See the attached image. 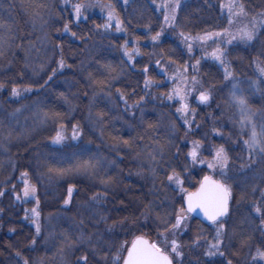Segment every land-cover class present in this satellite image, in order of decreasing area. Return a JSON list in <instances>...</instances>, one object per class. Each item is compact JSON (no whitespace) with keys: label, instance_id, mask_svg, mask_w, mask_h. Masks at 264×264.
Here are the masks:
<instances>
[{"label":"trees","instance_id":"1","mask_svg":"<svg viewBox=\"0 0 264 264\" xmlns=\"http://www.w3.org/2000/svg\"><path fill=\"white\" fill-rule=\"evenodd\" d=\"M73 2L103 7L87 8L76 22L63 0H0V83L5 85L0 89V264H84L81 256L88 257V264H104L102 255L111 259L115 247L136 236L156 242L164 227L158 216L175 221L176 209L184 208L183 197L167 175L175 168L184 181L199 183L208 174L204 165L193 164L187 156V139L169 111V63L191 66L202 83L200 91L213 89L223 109L232 103L241 114L231 95L236 83V95L246 98L257 113L254 119H264V29L253 45L241 39L232 18L240 5L244 14L235 16L255 18L264 12V0H180L174 21L164 7L167 0ZM109 5L123 30H116V19L103 28L109 23ZM166 14L169 22L159 16ZM65 23L69 32L63 31ZM157 32L161 35L154 41ZM210 33L219 35L195 44L193 37ZM240 43L246 48L237 47ZM217 50L227 59L228 79L222 69L217 74L209 70ZM146 80L151 81L147 87ZM12 87L21 95L11 96ZM74 127L77 140L72 138ZM57 132L64 137L60 146L53 145ZM235 132L223 140L238 192L224 219L230 241L222 247L223 256L204 258L197 250L207 248L212 232L190 217L185 233L177 237L182 264H254L256 249L264 250L261 215L253 209L254 203L264 209V158L259 165L253 163L258 153L250 159L243 144L248 136ZM201 153L202 160L207 153ZM83 163L95 165L94 170L58 175ZM25 179L35 186L34 197L24 196ZM109 180L107 185L102 182ZM97 193L104 194L101 203L92 200ZM33 208L39 212V235L31 223ZM141 213H147V219L135 226L117 223ZM109 226H114L111 232ZM198 234L202 238L197 245Z\"/></svg>","mask_w":264,"mask_h":264},{"label":"snow or ice","instance_id":"2","mask_svg":"<svg viewBox=\"0 0 264 264\" xmlns=\"http://www.w3.org/2000/svg\"><path fill=\"white\" fill-rule=\"evenodd\" d=\"M155 2V0H153ZM63 3L65 5L71 4V7L73 9L72 15H74V18L76 22H79L81 17L83 16L84 10H86L89 7H103V5H100L98 2L96 4L92 3H71V0H63ZM109 11L107 20L109 23H105L103 25V28L107 30L111 26V21L116 19L114 10H112V6L109 5ZM167 11L170 9L171 11V21L175 20V13L176 10L181 7L180 0H167V2L164 5ZM240 11L237 13V15L244 14L243 5L239 6ZM262 16H264V13H261ZM84 19H87L85 16ZM165 21L169 22V15H165ZM231 23V21H229ZM264 23V22H262ZM175 26L174 24L172 25ZM116 30L121 31L123 30L121 28V22L116 19ZM63 31L69 32V24L65 23L63 25ZM75 35V33H72ZM161 33L157 32L156 35L153 37V40H157L160 37ZM213 35H219V34H208L203 37H196V39L201 40H208L211 39ZM181 36H184V33H181ZM240 37L242 40H246L248 42H251L256 38V20L253 18L252 21V28L248 29L245 28L241 33ZM185 40H188V36H184ZM126 47V45H125ZM126 55H128L127 52H125ZM222 53L217 50L213 53V57L217 60L222 61ZM131 58V57H130ZM59 67L62 69L64 67L63 59L59 62ZM148 69L145 68L144 72L147 73ZM261 73H264V67L260 68ZM53 75H55V70H53ZM230 73L225 71V79H228L230 77ZM49 80L52 79V76L48 77ZM151 81L146 80L145 81V87H147ZM196 81L193 79V84H195ZM4 84L0 83V89L4 88ZM233 91L231 93L233 101L240 107L242 119L240 121L242 126H248L250 129V135L248 139L243 141L244 147H246L250 154L252 153H258L261 158H264V119H261L259 123L254 119L257 116V113L254 112L251 108L248 107L246 98L242 96H237L235 89L238 87L236 83H233L232 85ZM23 91L27 92L30 91L29 88L23 89ZM177 94H179V90H177ZM21 95V90L17 87H12L11 89V96L18 97ZM123 98V97H121ZM172 97L170 96L169 99ZM199 101L203 104H207L208 101L211 99L210 93L201 91L199 94ZM184 99V96H181V100ZM127 103V101H125ZM178 112H183L185 114V123H188L187 115H188V107L187 104H182L181 108L177 109ZM47 115V114H46ZM194 118V116H193ZM257 127H259V131H257ZM214 132H216V129H213ZM78 129L76 127L73 128V139L77 138ZM217 134H219L217 132ZM64 139L63 135L60 132H57L56 137L54 138V143H60ZM127 143V142H125ZM199 149H200V141H193V149L188 153V156L191 158V161L193 164L198 162L199 159ZM162 154V153H161ZM153 160H155V157H153ZM200 163H204L203 160L199 161ZM255 163V160L252 161ZM227 165H228V156L226 153L225 148L221 145L218 148L215 149L214 154V162H208L209 168H216L219 167L221 169L220 172V179H214L210 175H205L203 177V180L199 182V187L196 188L195 191H189L187 188L183 187L184 180L181 179V173L177 172L175 168L171 170V174L167 175V180L171 183L176 184L179 187L180 192L184 193V203H186L187 208L181 207L180 211L175 213V221L170 222L166 220L163 217H157L158 220L164 225L162 230H159L158 238L156 242H150L149 240L145 239L142 235L136 236L134 239L131 240L129 243L128 241H125L124 243L119 244L117 247H115L114 255L111 256V259H109V256L107 254L102 255L101 259L104 261V264H176L177 258L183 257V252L181 251L182 245L177 240V235L182 231V225L184 224V221L188 219V215L190 213L196 212L199 210L204 216V218L209 221L213 226L216 228V233L214 242H207L208 246L205 249V255L208 257H213L219 253L221 256L224 255L223 251H221V244L223 243V235H224V229H225V222L222 220V217H226L229 214V202L232 198V190L231 186L228 183V177H227ZM251 165H249L250 167ZM244 167V165H242ZM95 165L89 164V163H83L77 165L73 169H67V170H60L58 172V175H64L65 172H83V173H89L90 171L94 170ZM50 171H52L50 169ZM153 174L155 175V170L153 169ZM27 172L22 173L23 177H27ZM106 185L110 183L111 181H102ZM72 187L68 188V197L69 200L72 196ZM255 191V189H253ZM36 193L35 186L29 185L27 179L24 180V196L28 197L30 194L34 197ZM4 193L0 191V196H3ZM103 193H97L92 197V200L95 203H101ZM262 198H264V192L261 193ZM19 199V197H17ZM65 203H68V200L65 201ZM37 204H39V201L37 200ZM254 211L261 215V225L262 228H264V209L261 208L259 204L254 203L253 204ZM147 213H141L140 217L136 216H130L125 217L123 220L118 221L117 223L124 225L127 227L129 224L135 226L138 224L139 220L141 218L147 219ZM32 216L35 218L33 222L36 224V233L39 235L40 233V224L38 223L39 218V212L36 208L32 209ZM27 219V215L25 217ZM100 220L103 221L105 224H107V217L101 215ZM170 224V227H169ZM114 226H109L107 228V231L111 232L113 230ZM183 230H186V226ZM202 237L198 234L196 240L194 241L195 244H199V240ZM89 239H91L89 237ZM33 244H35V240L32 241ZM95 251V250H94ZM19 255V253H18ZM80 260L84 261V264H88V257L87 256H81ZM252 260L255 264L257 260L264 261V250H262L260 247L256 249L255 255L252 256ZM24 264H28L27 261H24ZM228 264H232L231 261L228 262Z\"/></svg>","mask_w":264,"mask_h":264},{"label":"rangeland","instance_id":"3","mask_svg":"<svg viewBox=\"0 0 264 264\" xmlns=\"http://www.w3.org/2000/svg\"><path fill=\"white\" fill-rule=\"evenodd\" d=\"M71 3L74 4L73 0H71ZM67 7L69 8V10L71 11V14L73 13V9L71 7V4L67 5ZM221 13V19H224V13L223 10H221V12H219V14ZM261 13H264L263 11H259L257 16L255 17L256 20V39H258V35L260 34V31H262L264 29V16L261 15ZM237 13L234 11L232 14V18L234 17V20L237 22V24H233V26H237V30H238V35H240V33L245 29H251L252 28V21L253 18L251 17H246L248 16L246 14V16H243L241 18H238L237 16H235ZM74 16V15H73ZM159 16H165V15H159ZM231 17V16H230ZM230 17H226V22L227 21H231ZM167 24V23H166ZM206 36V34H202L199 35L197 37H203ZM194 40L196 41L195 44L200 43L199 41L201 39L196 40L195 37H193ZM246 41V40H244ZM253 41H251L252 43ZM257 43V42H255ZM253 42V45L255 44ZM232 44V42L230 43ZM237 47H242V48H246L244 46L243 43H240ZM226 57L222 56V61H226ZM224 62L222 63L221 60H217L215 58L211 59L210 61V67L209 70H214L215 73L217 71L220 72L219 69H222L223 72L221 74H223L225 76V71L227 69V66L225 67ZM174 64H170L168 66L165 67L166 70H168V77H167V88L169 90V96H165L167 98V101L171 100L173 104V107L175 108H170V112H172L173 114H175V116L178 119L177 122V127L178 130H180L183 134L184 137L187 139L185 140V143H187L188 145V149L189 152L192 151L191 149H193V141H197V139L202 143H200V151L199 153L205 155V153H207V156L202 158V160L204 161V163H200L199 161L201 159L198 160L197 163L195 164H201L204 165V170L205 172L210 175L208 172L211 173L212 177H215L216 179H220V172L221 169L219 167L216 168H209L208 162H214V154L215 151H210L211 147H216L218 148L219 146H223L226 142L223 143V140H227L229 137V134L231 133H236L235 131H238V135H247L249 137L250 135V129L248 126H242L240 121L242 119V115L240 113H237L234 109V106L232 103H226V108L223 109L224 105L223 102L221 100H219L216 92L213 89H210L209 93L211 96V99L208 101L207 104H203L199 101V94H200V90L202 89V83L197 79V77L193 76V69L191 68V66H186V67H178V66H173ZM214 73H211V77L213 76ZM217 74V73H216ZM218 77V82L221 81V76H217L214 74V76L212 77L217 78ZM193 79H195L196 83L193 84ZM215 80V79H214ZM216 81V80H215ZM223 84V82H221ZM177 90H179V94H177ZM206 92V91H205ZM224 92V91H222ZM225 93V92H224ZM172 97L171 99H169V97ZM181 96H184V99L181 100ZM175 103V104H174ZM178 103V106L176 105ZM182 104H187L188 107V115H187V120L188 123H185V114L181 111L178 112L177 109L181 108ZM217 115V116H216ZM194 116V118H193ZM216 116V118H214ZM238 124H235V123ZM259 123V122H257ZM238 127V128H234V127ZM213 129H216V132L213 131ZM257 130H259V127H257ZM223 131V132H222ZM193 132V134L191 135V133ZM217 132L219 134H217ZM62 135L63 133L60 132ZM186 133V134H185ZM215 137L218 139L216 140ZM77 140V138L75 139ZM60 143H54L53 140V145L55 146H60ZM224 147V146H223ZM215 148V149H216ZM213 149V150H215ZM187 156H188V151H187ZM202 156V155H201ZM242 156V155H241ZM242 158V157H241ZM254 159H255V164H260L261 160H263L261 158V156L259 154L254 155ZM198 166V165H197ZM264 166V165H263ZM259 168V167H258ZM264 169V168H263ZM227 177H228V183L231 186V190H232V195L236 196V194H238V192L236 191L237 187H236V182H234V170L233 172L230 171V168L227 165ZM261 172V171H260ZM259 171L256 172V174H258ZM262 173V172H261ZM254 172H252V175H256ZM257 177V175H256ZM202 180V178H201ZM199 179V181H201ZM198 181V180H197ZM237 181V180H236ZM198 182H194L192 181H184L183 187L187 188L189 191H194L191 190L192 188H188V187H192L195 186L197 188L198 186ZM174 188L175 191L177 192V194L183 197L184 199V193L180 192L179 187L174 184ZM183 201V200H182ZM232 202V198L230 200V207H231V203ZM182 207V206H181ZM181 207H178L176 209V213L180 211ZM32 226L34 228V230L36 231V224L33 222V220L35 219L32 215ZM189 216L188 219L184 221V224L182 225V231L177 235L178 236H182L186 230H183L186 226L189 225ZM38 223H39V218H38ZM240 223V222H239ZM226 224H228L227 222H225V229H224V235L222 237L223 239V243L221 244V251L223 250L222 247L230 241L229 239H227V233H226ZM242 224V223H240ZM210 231L212 232V235L210 236L209 241L214 242V237H215V233H216V228L215 226L208 225ZM37 234V233H36ZM226 240V241H225ZM198 248H194V250H197ZM202 249V248H201ZM198 249L197 251H202L201 254L204 258H209L208 256L205 255V249ZM193 250V249H191ZM190 250V251H191ZM182 251V248H181ZM189 251V250H186ZM204 251V252H203ZM183 252V251H182ZM227 252V251H225ZM196 254V252H195ZM219 253H217V255L213 256L214 258H219L220 256ZM183 262H185V258H184V252H183V257L182 258H177L176 263L177 264H182Z\"/></svg>","mask_w":264,"mask_h":264},{"label":"water","instance_id":"4","mask_svg":"<svg viewBox=\"0 0 264 264\" xmlns=\"http://www.w3.org/2000/svg\"><path fill=\"white\" fill-rule=\"evenodd\" d=\"M198 187H199V185H198ZM197 187V188H198ZM196 190V189H195ZM194 190V191H195ZM183 202H184V200H183ZM184 208L186 209L187 208V205H186V203H184ZM229 211H230V202H229ZM189 216H191V217H193L195 220H197V221H199L200 223H205V224H207V223H210L209 221H207L205 218H204V216H203V214L201 213V212H199V210H197L196 212H193V213H190V214H188ZM227 217V216H226ZM226 217H222L221 219H224V218H226ZM144 237V236H143ZM145 239H147L146 237H144ZM148 240V239H147Z\"/></svg>","mask_w":264,"mask_h":264}]
</instances>
